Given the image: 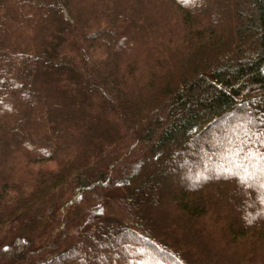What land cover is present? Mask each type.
Listing matches in <instances>:
<instances>
[{"label":"trees","instance_id":"16d2710c","mask_svg":"<svg viewBox=\"0 0 264 264\" xmlns=\"http://www.w3.org/2000/svg\"><path fill=\"white\" fill-rule=\"evenodd\" d=\"M263 184L264 0H0V264H264Z\"/></svg>","mask_w":264,"mask_h":264},{"label":"rangeland","instance_id":"374dc122","mask_svg":"<svg viewBox=\"0 0 264 264\" xmlns=\"http://www.w3.org/2000/svg\"><path fill=\"white\" fill-rule=\"evenodd\" d=\"M51 164V163H50ZM245 181L244 182H248V181H246L247 179H244ZM263 186H264V184H263ZM259 201V200H258ZM262 208V207H261Z\"/></svg>","mask_w":264,"mask_h":264}]
</instances>
